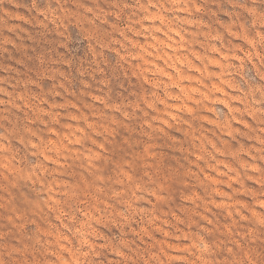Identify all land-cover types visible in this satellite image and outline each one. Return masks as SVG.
<instances>
[{"label":"rangeland","instance_id":"374dc122","mask_svg":"<svg viewBox=\"0 0 264 264\" xmlns=\"http://www.w3.org/2000/svg\"><path fill=\"white\" fill-rule=\"evenodd\" d=\"M0 264H264V0H0Z\"/></svg>","mask_w":264,"mask_h":264}]
</instances>
